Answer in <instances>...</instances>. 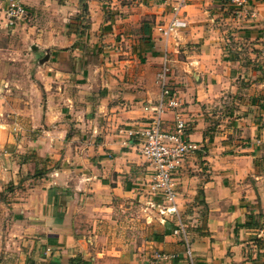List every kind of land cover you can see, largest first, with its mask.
I'll list each match as a JSON object with an SVG mask.
<instances>
[{
    "label": "crops",
    "instance_id": "crops-1",
    "mask_svg": "<svg viewBox=\"0 0 264 264\" xmlns=\"http://www.w3.org/2000/svg\"><path fill=\"white\" fill-rule=\"evenodd\" d=\"M7 1L0 0V264H81L96 215L138 207L147 219L136 223L142 232L123 264H186L174 223L148 204L151 172L135 135L151 117L144 107L160 97L164 61L176 102L165 126L178 116L199 147L176 179L195 262L264 264V153L255 143L264 141V0H247L242 11L188 0L185 25L167 39L158 25L168 22L173 0H21L29 16L15 27L6 25ZM138 63L145 70L132 74ZM228 96H248L257 110L239 114L236 127L211 124ZM237 129L250 142L235 144Z\"/></svg>",
    "mask_w": 264,
    "mask_h": 264
},
{
    "label": "built area",
    "instance_id": "built-area-1",
    "mask_svg": "<svg viewBox=\"0 0 264 264\" xmlns=\"http://www.w3.org/2000/svg\"><path fill=\"white\" fill-rule=\"evenodd\" d=\"M229 4L237 11H242L247 0H216ZM188 0H173L170 4L169 20L166 24L158 25V30L164 39L176 29L185 25L182 19ZM29 11L21 0H8L5 9L6 25L15 27L27 20ZM169 68L164 61L156 73L160 88L159 99L144 109L150 112L148 126L136 131L138 135L137 153L151 172V179L145 186L149 196L148 204L155 207L164 220H171L174 227L171 234L178 236L184 245L186 264H196L191 249V238L188 224L184 221L179 209L176 179L183 169L187 156L199 150L196 143L190 140L186 132V122L178 116L174 118V126H165L164 114L176 107L172 99L168 82ZM264 140V137H263ZM168 255L157 254L156 259L163 260ZM172 257V256H170Z\"/></svg>",
    "mask_w": 264,
    "mask_h": 264
},
{
    "label": "rangeland",
    "instance_id": "rangeland-1",
    "mask_svg": "<svg viewBox=\"0 0 264 264\" xmlns=\"http://www.w3.org/2000/svg\"><path fill=\"white\" fill-rule=\"evenodd\" d=\"M236 10V9H235ZM29 22H25L22 24L24 28L27 26ZM130 56V55H129ZM130 57H128L129 59ZM143 63V61H141ZM139 67L134 65L129 66L130 72L132 74L134 73H140L145 70L140 63ZM232 97V98H231ZM249 98L248 96H228L224 99V102H222L219 105H216V111L217 114L214 117V121L211 122L215 123L216 121L220 124L224 125H230L234 124V127L238 126L237 122L240 121L239 114L248 113V110H257L256 108L249 109ZM239 113H235V112ZM229 113H232V115L235 113L237 117L229 116V118L224 117V115ZM253 114V113H252ZM227 116V115H226ZM247 117L244 116V119ZM248 119H254V118H248ZM246 122V121H244ZM248 124V123H246ZM238 132L232 131V134L230 135V139L234 141L235 144H240V142L248 141L250 142L251 137L248 135L247 132L240 133V129H237ZM239 136V137H238ZM256 140V137H253V141ZM255 143L258 145V147H261V150L264 153V141H259ZM189 158V156H187ZM187 157L185 160H187ZM264 158V155H263ZM200 159V158H199ZM198 164L202 165V161H198ZM262 169L264 170V166L262 165ZM189 170H193L192 168H189ZM191 173V172H190ZM149 213V212H147ZM152 215L151 213H149ZM157 214V213H155ZM155 214L152 215L153 220L155 222H159V217ZM94 215V214H93ZM158 215V214H157ZM84 219H88L89 217L87 215H83ZM146 214L145 212L138 207V209L134 210V212L130 211H109V212H102L96 215V220L94 225H91V228H87L86 234L91 235L89 238V242L84 244V247L89 253V258L86 260H83L81 264H123L122 257H124L126 254L130 251V240L133 236H138L137 234H141L142 229H139L137 226V222H144L146 220ZM85 225H89V222L85 221ZM155 224V223H154ZM84 225V226H85ZM90 226V225H89ZM155 229L154 231H158L159 228L157 225H154ZM145 231V230H144ZM151 230L148 229V232ZM83 257V256H81ZM74 261L77 260L76 257H74ZM26 264H50L49 262H40V261H32L27 260ZM72 264V261L70 262ZM75 264V262H74Z\"/></svg>",
    "mask_w": 264,
    "mask_h": 264
},
{
    "label": "trees",
    "instance_id": "trees-1",
    "mask_svg": "<svg viewBox=\"0 0 264 264\" xmlns=\"http://www.w3.org/2000/svg\"><path fill=\"white\" fill-rule=\"evenodd\" d=\"M263 218H264V216H263Z\"/></svg>",
    "mask_w": 264,
    "mask_h": 264
}]
</instances>
